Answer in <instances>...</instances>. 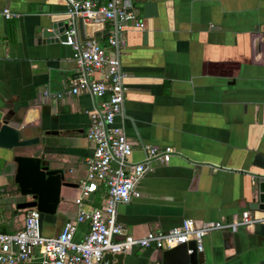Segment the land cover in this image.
Here are the masks:
<instances>
[{"label": "crops", "instance_id": "crops-1", "mask_svg": "<svg viewBox=\"0 0 264 264\" xmlns=\"http://www.w3.org/2000/svg\"><path fill=\"white\" fill-rule=\"evenodd\" d=\"M144 30L123 33L121 56L127 88L122 124L133 143L130 160H140L142 145L171 146L179 154L168 163H153L140 180V197L117 206L125 235L142 237L169 230L191 219L236 222L251 209L257 153L264 154V0H150L157 15L143 17ZM0 124L21 128V138L57 130L46 136L45 158L58 161L72 183L86 175L85 160L93 144L85 134L95 100L88 92L70 94L68 78L75 73L72 48L57 38L66 22L62 0H0ZM83 24L81 38L94 37L108 52L109 22ZM56 27V35L41 31ZM63 26V25H62ZM144 34L146 37L144 38ZM43 144L0 148V231L22 227L24 211L13 182L16 154H41ZM54 215L41 214L44 236L57 235L77 213L78 188L65 187ZM100 188L85 201L99 205ZM87 230L78 225L76 238ZM224 228L203 239V264H264V224ZM162 251L134 248L122 264H160ZM34 250L32 264H40ZM117 264L116 259H112Z\"/></svg>", "mask_w": 264, "mask_h": 264}, {"label": "built area", "instance_id": "built-area-1", "mask_svg": "<svg viewBox=\"0 0 264 264\" xmlns=\"http://www.w3.org/2000/svg\"><path fill=\"white\" fill-rule=\"evenodd\" d=\"M62 1L67 6V18L65 40L61 42L72 48L75 65V73L68 78L69 93L85 91L95 100L85 134L93 144V153L85 160V177L77 183L75 218L66 221L57 235L44 236L41 213L35 208L26 209L21 228L13 232L0 231V264H32L35 249L40 254V264H114L105 258L106 254H125L134 248L167 250L189 241H194L196 250L202 251L204 237L215 230L226 228L235 232L240 225L264 224V216L245 210L236 222L196 223L186 219L169 230L149 231L142 237H120L125 229L117 221V206L140 197L137 186L153 163H168L171 156L179 152L171 146L145 144L141 147L143 157L130 160L133 143L124 126L115 123L116 119L123 118L127 90L126 73L121 65L125 48L123 33L145 29L134 0ZM0 15L7 20L20 16L9 8H3ZM78 18L86 24L110 23L107 45L111 52L94 37H80ZM100 188L103 196L99 205L85 209V201ZM82 223H87V230L77 239L78 225ZM191 252L189 249L188 253Z\"/></svg>", "mask_w": 264, "mask_h": 264}, {"label": "water", "instance_id": "water-1", "mask_svg": "<svg viewBox=\"0 0 264 264\" xmlns=\"http://www.w3.org/2000/svg\"><path fill=\"white\" fill-rule=\"evenodd\" d=\"M143 10V17H151L157 15V4L147 0L139 5ZM139 13V9H137ZM81 35L83 34L82 18H78ZM62 33L60 41L65 40L64 29L66 22L59 24ZM63 25V26H62ZM43 37H53L56 35V27L50 30L45 28L41 31ZM264 35V31H263ZM146 34H144V38ZM57 130H46L42 136L34 135L21 138V128L11 125L7 122L0 124V148L11 150L15 147H33L43 144L41 154L33 152V154H16L12 156L11 161L15 164L13 173V182L17 186L20 200H15V208L18 211H25L28 208H35L41 214L54 215L57 212L59 203L64 199L62 190L65 187L75 188L77 184L72 183L68 178V171L60 165L58 161H52L45 158L44 144L46 136L57 135ZM253 169L250 174L253 177L251 192L255 194L252 198L251 209L264 210V154L257 153L252 160ZM91 193L89 198H92ZM232 235L233 232H230ZM192 249L191 253L188 250ZM202 251H197L194 241L182 243L176 247L163 250L162 260L160 264H203L204 256ZM124 254H106L105 258L112 262L117 260V264H122Z\"/></svg>", "mask_w": 264, "mask_h": 264}, {"label": "rangeland", "instance_id": "rangeland-1", "mask_svg": "<svg viewBox=\"0 0 264 264\" xmlns=\"http://www.w3.org/2000/svg\"><path fill=\"white\" fill-rule=\"evenodd\" d=\"M23 148V147H22Z\"/></svg>", "mask_w": 264, "mask_h": 264}]
</instances>
